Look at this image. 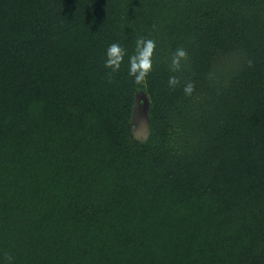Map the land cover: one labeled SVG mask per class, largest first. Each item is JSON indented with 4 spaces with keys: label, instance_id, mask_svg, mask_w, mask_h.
<instances>
[{
    "label": "trees",
    "instance_id": "1",
    "mask_svg": "<svg viewBox=\"0 0 264 264\" xmlns=\"http://www.w3.org/2000/svg\"><path fill=\"white\" fill-rule=\"evenodd\" d=\"M141 36L156 50L138 86L128 56ZM113 42L128 55L109 83ZM181 46L188 61L171 73ZM5 254L264 264V0H0V264Z\"/></svg>",
    "mask_w": 264,
    "mask_h": 264
},
{
    "label": "clouds",
    "instance_id": "2",
    "mask_svg": "<svg viewBox=\"0 0 264 264\" xmlns=\"http://www.w3.org/2000/svg\"><path fill=\"white\" fill-rule=\"evenodd\" d=\"M155 27V26H154ZM156 50V41L150 38L138 37L135 41L133 54L128 56V75L133 79L135 85H144L148 75L153 68V56ZM128 55L127 50L118 42L110 44L105 51L104 68L110 70L107 73L108 82H113V74L119 72L125 56ZM188 61V52L185 48L178 47L175 49L170 58L168 70L171 73L180 72ZM249 67L253 66L249 60ZM181 85V80L177 75H171L168 79V87L175 90ZM183 92L186 96H191L195 91V85L191 81H187L183 85ZM5 264H11L12 256L5 254Z\"/></svg>",
    "mask_w": 264,
    "mask_h": 264
},
{
    "label": "water",
    "instance_id": "3",
    "mask_svg": "<svg viewBox=\"0 0 264 264\" xmlns=\"http://www.w3.org/2000/svg\"><path fill=\"white\" fill-rule=\"evenodd\" d=\"M147 102L144 107L143 113L140 115L137 111V101L135 99V104L132 109L131 114V125H135L133 132V135L138 139H145L149 133V127H148V118H147Z\"/></svg>",
    "mask_w": 264,
    "mask_h": 264
},
{
    "label": "rangeland",
    "instance_id": "4",
    "mask_svg": "<svg viewBox=\"0 0 264 264\" xmlns=\"http://www.w3.org/2000/svg\"><path fill=\"white\" fill-rule=\"evenodd\" d=\"M136 101H137V111L141 115L144 111V107L147 101V96L143 92L136 93ZM132 131L135 128V125H131Z\"/></svg>",
    "mask_w": 264,
    "mask_h": 264
}]
</instances>
